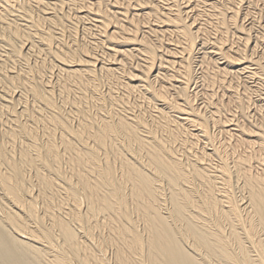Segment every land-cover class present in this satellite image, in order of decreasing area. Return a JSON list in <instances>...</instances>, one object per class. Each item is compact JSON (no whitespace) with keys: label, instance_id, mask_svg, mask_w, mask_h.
Instances as JSON below:
<instances>
[{"label":"bare ground","instance_id":"6f19581e","mask_svg":"<svg viewBox=\"0 0 264 264\" xmlns=\"http://www.w3.org/2000/svg\"><path fill=\"white\" fill-rule=\"evenodd\" d=\"M196 1L0 0V264H264V104L192 95L253 28Z\"/></svg>","mask_w":264,"mask_h":264},{"label":"rangeland","instance_id":"374dc122","mask_svg":"<svg viewBox=\"0 0 264 264\" xmlns=\"http://www.w3.org/2000/svg\"><path fill=\"white\" fill-rule=\"evenodd\" d=\"M220 1V3H222V4H225V5H230L231 3H230V1L231 0H219ZM222 1V2H221ZM223 1H224V3H223ZM252 1L254 2V3H252ZM243 2V3H242ZM197 3V1L195 0H191V4H193V6H192V8L194 7V6H196V7H199V8H194L195 10L193 11V13H192V15H195V16H199L198 18H200V15L202 14L203 15V17H202V19L200 20V22H198L199 24H202V20H204V17L207 15V14H214L215 12L214 11H212V9L211 10H208L209 8H206V6L205 5H203V3H202V5H199L198 6V3ZM240 3V5H239V7L241 6L242 7V9H241V7L239 8L240 9V16H239V24L240 25H242V27L244 28V29H252V30H250L249 32L250 33H252L251 35H252V37H250L251 39H250V42H251V52L249 53V56H252L250 59H252V61H251V63H249L248 65H246L245 64V66H249V68L247 69V70H245V72L243 71V72H238V73H235V72H237V71H235V70H237L238 68H231L230 69V73H229V78H227L226 77V79H224L223 81L225 82L226 80V84H224V82L223 81H221V83L218 81L217 83H216V85L213 87V85H210V84H208V83H206L204 80H203V78H202V75L204 74V71L206 70V69H204V67L205 66H202L203 67V69H202V67H201V64H197L198 62H200L201 61V59H202V55L204 56L205 55V53H202V52H210V47L212 46L211 44H207V46L206 47H204L201 51H199V50H197L196 52H194L195 54H193L194 56L192 57V60H195V61H192V62H194L195 64H193V67H195V70H196V81L194 82V86H193V88H192V91L194 90V91H196V93L195 92H193V94L192 95H194V94H198V97H197V99H196V102L198 103V105H200V107L202 108L205 104H204V102H206L205 101V98H204V96H203V94L204 93H209L210 95H212V96H215L216 95V97L214 98L213 97V100L215 101V102H218V101H222V102H227V103H229V101H230V99H231V94H232V92L233 93H237V94H239V97H241V98H243L244 99V101L245 102H249V99L251 98L252 99V103H251V105H250V103H248L247 102V105L249 104L250 105V107L251 108H249L250 110H248V111H250V112H248L249 114H250V116H256V118L257 117H259V115H258V113L259 112H257V111H259L261 108H260V106L261 105H263L264 104V97H262V96H264V80H262L263 78H261L262 76H261V73H262V69H264V43L262 42V41H264V11H263V9H264V1L263 0H249V1H247V0H233V4H236V6L238 7V5L237 4H239ZM196 4V5H195ZM247 4V5H246ZM255 4V5H254ZM246 7H245V6ZM201 6V7H200ZM252 6V7H251ZM256 6V7H255ZM183 7H185V6H183ZM204 7H205V9H204ZM257 8V9H256ZM261 9V10H260ZM200 10V11H199ZM198 11V12H197ZM206 11V12H205ZM249 11V12H248ZM210 12V13H209ZM260 12H262V13H260ZM197 13H198V15H197ZM200 13V14H199ZM205 14V15H204ZM249 14V15H248ZM191 15V16H192ZM247 16H249V17H247ZM260 17H262V20L260 19ZM245 19V20H244ZM243 20H244V23H242L243 22ZM260 21V22H259ZM250 22V23H249ZM248 23V24H247ZM253 24V25H252ZM246 27V28H245ZM262 27V28H261ZM231 28H233V27H231ZM257 28V29H256ZM232 31H233V29H232ZM235 31V30H234ZM233 31V32H234ZM253 31V32H252ZM235 33V32H234ZM213 35V34H212ZM256 35V36H255ZM260 36V37H259ZM263 36V37H262ZM239 37V36H238ZM237 37V34H232V36H231V38H230V41L229 42H226V45L230 48V49H234L233 51H231V54H232V56H234V52L237 50V48L241 45V46H243L242 44H243V41H241L239 38ZM211 39L213 40V39H215V36L213 35V37H211ZM231 39H232V41H231ZM201 40H203V38H201ZM200 40V41H201ZM240 42H239V41ZM260 40V41H259ZM238 42V43H237ZM254 42V43H253ZM258 44H257V43ZM233 43H234V45H233ZM252 43H253V45H252ZM259 43H261V44H259ZM254 44H256V45H258V46H255ZM175 45V44H174ZM239 45V46H238ZM254 46V47H253ZM263 46V47H262ZM173 48H175L174 46H172ZM202 47V46H201ZM201 47H199V49L201 48ZM257 47V48H256ZM261 47V48H260ZM256 48V49H255ZM258 49V50H257ZM178 50L181 52V50H180V48H178ZM177 50V51H178ZM205 50V51H204ZM178 51V52H179ZM97 52H99L100 53V51H97ZM207 52V53H208ZM98 54V53H97ZM181 55V54H180ZM180 55H179V57H180ZM182 56H185V54L183 55L182 54ZM261 57V58H260ZM142 57H140V56H138L137 57V62L138 61H140V63H143L142 62V59H141ZM196 58V59H195ZM215 59H218V58H220V57H214ZM257 59V61H256V63L255 64H253L255 61L254 60H256ZM221 59V58H220ZM254 59V60H253ZM260 61V62H259ZM224 62V60H220V63L222 64ZM248 62V61H247ZM260 63H261V65H260ZM250 64H251V67H250ZM253 64V65H252ZM262 64H263V66H262ZM200 65V66H199ZM254 65H256V66H254ZM259 65H260V67H259ZM197 67V68H196ZM252 67H254V68H252ZM262 67V68H261ZM199 68V69H198ZM206 68V67H205ZM242 68V67H241ZM251 68V69H250ZM233 69V70H232ZM198 70V71H197ZM257 70V71H256ZM261 72V73H260ZM172 73V72H171ZM202 73V74H201ZM231 73H233V74H231ZM257 73V74H256ZM199 74V75H198ZM240 74V75H239ZM256 74V75H255ZM260 74V75H259ZM239 77L238 79H237V76ZM198 77V78H197ZM201 77V79H199ZM231 77V78H230ZM242 77V78H241ZM240 78H241V80H240ZM244 79V80H243ZM239 80V81H238ZM231 81V82H230ZM241 81V82H240ZM198 82V83H197ZM200 82V83H199ZM223 82V83H222ZM102 83V85H101V87H100V93H103V94H106V91L108 92L109 91V88L110 87H112L113 89H115L116 87V85H112L111 83H108V82H101ZM104 83V84H103ZM219 83V84H218ZM231 83H232V85H231ZM239 83V84H238ZM261 83V84H260ZM228 84V85H227ZM240 85V86H239ZM245 85V86H244ZM247 85V86H246ZM254 85V86H253ZM226 86V87H225ZM228 86H230V87H228ZM233 86V87H232ZM197 87V88H196ZM239 88V90H238V88ZM252 87V88H251ZM263 87V88H262ZM203 89V91H202V89ZM210 88H213V90L216 92V93H213L214 91H211V89ZM231 90H230V89ZM233 88V89H232ZM246 88H247V90H249L250 88V91L249 92H246V93H244L245 91H247L246 90ZM197 89H198V91H197ZM229 89V90H228ZM258 89H259V91H258ZM206 90V91H205ZM236 90V91H235ZM238 90V91H237ZM208 91H210V92H208ZM231 91V92H230ZM255 92V93H254ZM257 92H259V93H257ZM117 92L115 91L114 92V95H117L116 94ZM215 94V95H214ZM247 94V95H246ZM260 94V95H259ZM195 96V95H194ZM211 96V97H212ZM251 96V97H250ZM259 97V98H258ZM261 97V98H260ZM230 98V99H229ZM249 98V99H248ZM133 99V100H132ZM131 100L132 101H134V99H135V97L134 98H132ZM137 99V98H136ZM135 99V100H136ZM261 99V100H260ZM140 100V101H139ZM198 100V101H197ZM259 100V101H258ZM137 101L139 102V104H138V107H137V109H136V111H140L141 110V108H143L142 110V112H145V111H150L152 108H151V106H148L147 104H145L144 106H143V104L144 103H142V100L141 99H137ZM261 101V102H260ZM195 102V103H196ZM201 102V103H200ZM263 102V103H262ZM61 103V99L60 98H58V104H60ZM196 103V104H197ZM262 103V104H261ZM141 105H142V107H141ZM203 105V106H202ZM258 105V106H257ZM146 106H147V109H146ZM253 106V107H252ZM249 107V106H248ZM258 107V108H257ZM65 109H66V111H67V113H69L70 112V110H71V107L70 106H66L65 107ZM65 109H63V110H65ZM138 109H140V110H138ZM238 112H239V110H237ZM253 113H252V112ZM99 111H98V109L97 108H94L92 111H91V114H95V113H98ZM238 112H236V115L237 116H240V120H244L243 118L241 119V114L240 113H238ZM70 116H71V119L73 120V122H76L74 119H73V117H75L76 115H73V114H70ZM252 116V117H253ZM230 129H233V127L232 128H230ZM194 130V129H193ZM218 132H219V130H218ZM246 149L247 148H239V150H238V154H244V153H246V154H249V153H251V152H249V151H251L250 149H249V151H246ZM232 150V149H231ZM246 151V152H245ZM231 152H233V150L231 151ZM240 152V153H239ZM234 153V152H233ZM232 153V154H233ZM235 154V153H234ZM245 155V154H244ZM67 163H69L66 159L64 160V166L65 167H68V165H67ZM256 166L257 167H259L258 166V164H256ZM255 166V167H256Z\"/></svg>","mask_w":264,"mask_h":264}]
</instances>
